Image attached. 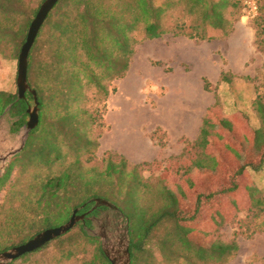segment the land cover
I'll use <instances>...</instances> for the list:
<instances>
[{"label":"rangeland","instance_id":"obj_1","mask_svg":"<svg viewBox=\"0 0 264 264\" xmlns=\"http://www.w3.org/2000/svg\"><path fill=\"white\" fill-rule=\"evenodd\" d=\"M31 1L33 5L41 6L44 0ZM153 1L165 9L159 19L163 25H171L176 18L187 24L193 20L202 22L200 13L189 14L188 0ZM263 1L241 0L242 15L234 22L231 32L224 35L219 29L208 27L209 35L213 36L211 39L198 40L172 33L158 38H145L143 19L134 31L138 42L134 45L135 52L124 76L111 79L105 66L93 64L92 68L105 88L93 82L88 83L84 88L83 101L71 108L79 113V121L69 122V136H65L61 125L59 129L62 130L58 129L57 132L62 147L61 158L54 163L52 169L57 173L63 167H69L74 169L73 176L64 171L56 180L40 185L33 178V173H30L27 177H20V184H17L22 172L20 170H24L26 157L31 155L27 144L16 155L7 157L5 161L2 158L19 147L27 130V123L18 131L12 132L13 119L9 113L1 117L0 181L5 177L11 162L14 161L15 165L0 189V246H4L5 241L10 243L19 242L22 238L27 241L30 239V210H45L49 215L51 211L46 205L59 198L54 196L55 193L48 195L45 188L55 186V189L61 190L60 203L67 198L70 202L83 201L93 193L99 192L108 198L91 197L88 201L102 198L117 206H100L98 213L90 216V225L84 228L89 235L99 239L102 249L104 245L113 256L122 254L127 239L130 238V233H127L126 214L130 215L128 202L124 201L122 209L120 204L123 198L115 200L110 197L105 191L108 188L106 184H95L93 173V170L104 169V176L111 173L114 175V163L123 167L126 180L132 179L137 184L135 194L130 197L127 195L126 200L144 208L148 218L159 213L165 202L161 189L166 187L165 185L170 187L174 184L182 185L185 191V198L178 207L179 215L192 217L189 222L181 220L176 226L187 232L189 238L195 242L194 247L181 242L174 234L168 235L167 231H172L175 225L174 221L170 220L168 223H160L152 230L144 249L136 254L132 264H264V214L255 217L251 212L256 207V199L264 194V164L259 169L248 167L246 173L237 175L233 174L236 173L237 160L226 158L232 176L227 173L225 177L214 180L200 175L194 176L191 172L193 164L199 158L203 159L196 156L190 147L197 137L180 136L173 117L174 111L184 109L173 106L177 95L176 86L184 77L188 79V91L181 93V96L192 104L193 126L196 131L199 128L200 132L206 117L218 123L220 115L223 114H236L243 124L248 126L242 114L238 112L248 116L249 126L260 127L261 121L253 102L259 94L264 97V51L256 42L254 19ZM231 9L228 7L227 10ZM46 30L47 27L42 37L45 36ZM78 51L81 52L80 49ZM9 55V50L0 54V85L12 88L18 94L20 52L17 59L6 58ZM223 73H228L230 79L223 81ZM34 105V100H30L29 107L33 108ZM29 118L30 115L27 122ZM165 121L168 122V128L163 126ZM77 126L79 131L75 130ZM241 131H225V138L236 143ZM36 138V135L33 136V139ZM46 139H51L50 134L46 133ZM119 146L134 153H146L148 150L149 159L142 160V156L130 159L119 151ZM223 147V141L212 144L209 146V153L217 152L218 148L223 150ZM250 148L249 150H252L253 146ZM229 155L234 157L230 153ZM235 157L237 158L236 155ZM83 169L90 177L89 180L78 179L81 177L78 170ZM115 177L114 181H117V175ZM232 183L237 184L236 191L231 195L224 193L223 189ZM14 184H17L19 192H22L10 200ZM36 193L38 195H35ZM198 194H203L204 197L196 211ZM60 203L54 202L61 208ZM94 203L93 200L89 203V208L85 207L81 211L89 210ZM9 205L7 218L13 222L11 228L18 231L7 237L3 224L6 217L4 210ZM81 211L79 213H82ZM72 212L73 210L70 214V208L65 203L60 211L51 217L54 218L55 224H60L69 215L71 217ZM81 223L84 224L79 221L75 227H80ZM38 226L41 227V224ZM166 239L168 242L165 243ZM230 241H236L239 250L228 261L217 255H209V250L216 249L220 242ZM199 247L206 250L202 251ZM79 261L78 257L66 258L62 251L51 243L8 264H80ZM118 264H124L122 258Z\"/></svg>","mask_w":264,"mask_h":264},{"label":"trees","instance_id":"obj_2","mask_svg":"<svg viewBox=\"0 0 264 264\" xmlns=\"http://www.w3.org/2000/svg\"><path fill=\"white\" fill-rule=\"evenodd\" d=\"M188 4L190 6L189 14L200 13L201 23L193 20L187 24L176 18L173 19L171 25H163L159 19L165 9L156 5L153 0H60L55 5L48 14L29 55L28 81L37 93L40 121L38 126L32 129L29 134L26 144L31 155L26 157V164L23 166L24 170H20L22 172L17 184H20V177H27L30 173H33V178L40 185L56 180L64 171L74 175V169L69 167H63L57 173L52 169L54 163L61 158L62 147L57 134L58 129L61 125L64 128L65 136H69L71 131V127L68 126L69 122L79 121L77 120L79 113L71 108L83 101L85 98L84 88L88 83L93 82L97 86L105 88L92 68L93 64L105 66L111 79L125 75L135 52L134 45L138 42L134 31L138 29V25L143 19L145 20L143 28L145 38H158L166 33H172L176 36L185 35L204 40L213 38L208 33V27L219 29L224 35L229 34L233 29L234 22L242 15L241 0H188ZM39 7L40 5H33L31 0H0V54L9 50L10 55L6 58H18L21 47L26 40L29 26ZM228 7L232 9L228 11ZM254 24L256 42L264 51V1L260 5ZM46 27L45 36L42 37ZM79 49L83 53L79 52ZM83 56L86 58L83 59ZM229 79L228 73H223L222 80L227 81ZM1 86L0 118L9 113L13 119L12 132L18 131L27 123L29 102L34 100V95L27 91L25 97L19 98L17 92L12 88L8 89ZM253 106L259 115L260 127L249 126V118L243 112L238 113L242 114L250 128L245 123L243 124L236 114L231 116L220 115L218 123L209 117L203 120L199 135L190 144L194 154L203 157V159L199 158L191 168L194 176L200 175L210 180L221 178V176L225 177L227 173L232 176L228 170L229 164L226 163V158L237 160L236 173L233 174L246 173L248 167L253 169L262 167L264 164V97L261 94L255 98ZM75 130L79 131V127L77 126ZM240 130L242 131L238 142L234 143L225 138L227 137L225 131L240 132ZM46 133L50 134L51 139L49 141L46 139ZM35 135L38 138L33 139ZM220 141L224 142L223 150L218 148L217 152L209 153V146L218 144ZM250 146H253L252 150H249L251 149ZM14 163V161L11 162L5 177L0 181V189L13 170ZM112 165L116 167V174L114 175L111 173L109 176H104L102 174L104 169L102 171L93 170L94 182L97 186L106 184L108 188L105 191L115 200L123 198L120 204L122 209H124V201L128 202L130 215H126L129 218L130 252L133 263L136 254L144 249L152 230L160 223L170 220L174 221L175 225L172 231H167L168 235L174 234L181 242L191 247L195 246V242L189 238L187 232L176 226L181 220L189 222L192 218L181 217L178 212V207L181 206L180 204L185 198L182 185L174 184L170 187L165 185L166 187L161 189L165 205L163 204L159 213L148 218L144 208H140L137 203L135 205L126 200L127 195L130 197L135 194L136 182L132 179H125L123 167L114 163ZM79 171L81 177L78 179H90L84 169ZM116 175L117 181H114ZM17 184H14L11 189L10 200L22 192H19ZM174 187L177 188L173 189ZM236 187L237 184L232 183L223 191L225 190L224 193L231 195L236 191ZM54 189L55 186L50 189L45 188L48 195L55 193L54 196L59 199H54V202L60 203L61 190L60 188ZM98 196H103V194L95 192L83 201L70 202L67 198L60 205L62 208L63 204L66 203L71 214L72 210L85 204L89 198ZM203 197V194L197 195L196 211H198ZM54 202L46 205L51 211L50 216L45 210H34V212L30 210L32 217V223L29 226L30 239L42 229L59 226L69 219L70 215L64 222L55 224V220L51 216L60 211L61 208ZM89 207L90 204H87L86 209ZM9 208L10 205L4 210L6 217L3 224L7 237L18 231L11 228L13 222L7 218ZM99 209L100 207L95 208L90 215L97 214ZM251 212L255 217L264 214V194L256 199V207ZM38 224H41V227ZM81 224L80 227L72 228L64 235L34 251L37 252L52 243L62 251V255H65L66 258L78 257L80 264H111L99 239L89 235L85 230L84 226L90 225V222L86 221V223ZM24 225L26 226V224ZM25 242L27 240H23V238L19 242L7 243L5 241L4 246H0V251ZM166 242H168L167 239ZM199 249L206 250L202 247ZM238 250L239 245L236 241L220 242L216 249L209 250V255H217L219 258L228 261ZM29 254L31 252L24 255Z\"/></svg>","mask_w":264,"mask_h":264},{"label":"water","instance_id":"obj_3","mask_svg":"<svg viewBox=\"0 0 264 264\" xmlns=\"http://www.w3.org/2000/svg\"><path fill=\"white\" fill-rule=\"evenodd\" d=\"M59 0H44L41 4L36 16L32 20L30 27L28 29L26 41L22 45L20 55H19V63H18V75H17V87H18V96L19 98H23L26 96L27 91H30L34 95V107H29L28 112L30 118L27 122V130L21 140L19 147L9 153L7 156L3 157L2 160L5 161L7 157L16 155L24 148L27 140L28 134L34 129L40 120V108L36 90L33 89L28 81V63H29V55L32 49V46L35 43V40L38 36V33L45 22L48 14L52 11L55 5L58 3ZM4 169V166L1 167V170ZM2 176V172H0V177ZM95 201L94 206L91 207L89 210L79 213L82 209L86 207L87 204ZM110 206L117 208L112 202L102 199V198H95L90 199L85 204L80 207H77L73 210L71 217L65 223L55 226L46 228L43 231L39 232L33 238L29 239L27 242L14 246L8 250L0 252V264H8L13 262L17 258L21 257L22 255L32 252L44 245L48 242L52 241L53 239L64 235L69 230H71L79 221H84L85 217L91 213L95 208L100 206ZM120 210V209H119ZM127 233L129 234V219L127 218ZM103 250L107 258L111 261V264H118L120 258L123 259L124 264H132L131 252H130V238L128 237L125 249L123 250L122 254L120 255H112L108 249L103 245Z\"/></svg>","mask_w":264,"mask_h":264},{"label":"crops","instance_id":"obj_4","mask_svg":"<svg viewBox=\"0 0 264 264\" xmlns=\"http://www.w3.org/2000/svg\"><path fill=\"white\" fill-rule=\"evenodd\" d=\"M188 79L182 78L181 81L177 84L175 91H177V95L174 100L173 106H175L177 109L178 107H183L184 109H180L181 111H174L175 115L174 117V123L177 125L178 130L180 131L179 134L186 135L190 138H196L199 135V128H197V131L195 130L193 126V108L192 104L188 103V100L186 98H183L181 96V93H185L188 91ZM173 112V113H174ZM171 122V121H170ZM168 122H163V126L165 128H168ZM167 124V125H166ZM146 150H147V146ZM119 151L122 152L125 156H127L130 159H133L134 156H142V160H148V150L146 153L140 152V153H134L133 151H129L127 149H123V147L119 146Z\"/></svg>","mask_w":264,"mask_h":264},{"label":"flooded vegetation","instance_id":"obj_5","mask_svg":"<svg viewBox=\"0 0 264 264\" xmlns=\"http://www.w3.org/2000/svg\"><path fill=\"white\" fill-rule=\"evenodd\" d=\"M85 211H82V213ZM90 213L85 217V220L83 221V223H86V221H91L92 217H90Z\"/></svg>","mask_w":264,"mask_h":264},{"label":"bare ground","instance_id":"obj_6","mask_svg":"<svg viewBox=\"0 0 264 264\" xmlns=\"http://www.w3.org/2000/svg\"><path fill=\"white\" fill-rule=\"evenodd\" d=\"M139 151H140V149H139Z\"/></svg>","mask_w":264,"mask_h":264}]
</instances>
